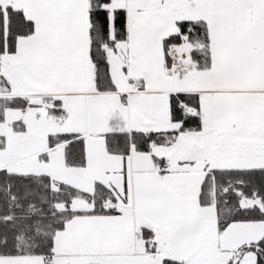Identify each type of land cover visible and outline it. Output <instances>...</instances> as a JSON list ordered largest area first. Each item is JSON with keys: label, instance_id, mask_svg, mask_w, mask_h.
<instances>
[{"label": "snow or ice", "instance_id": "obj_1", "mask_svg": "<svg viewBox=\"0 0 264 264\" xmlns=\"http://www.w3.org/2000/svg\"><path fill=\"white\" fill-rule=\"evenodd\" d=\"M0 264H264V0H0Z\"/></svg>", "mask_w": 264, "mask_h": 264}]
</instances>
